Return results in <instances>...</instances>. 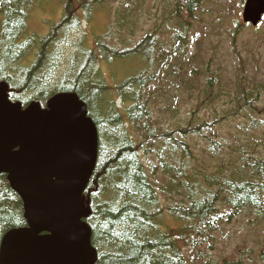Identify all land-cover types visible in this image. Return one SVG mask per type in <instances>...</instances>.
I'll return each mask as SVG.
<instances>
[{"label":"trees","instance_id":"16d2710c","mask_svg":"<svg viewBox=\"0 0 264 264\" xmlns=\"http://www.w3.org/2000/svg\"><path fill=\"white\" fill-rule=\"evenodd\" d=\"M47 1H0V81L24 108L33 102L46 108L61 93L87 105L99 148L82 201L91 208L86 222L96 264H211L217 233L246 215L259 240L254 248L238 246L223 264H249L246 255L264 264V155L246 133L264 115V81L246 74L236 41L252 26L237 21L231 33L236 77L218 63L217 46L204 58L207 38L220 36L207 27L206 6L232 0H162L156 13L149 0H119L104 34L88 27L77 43L68 41L69 31L82 27L99 1H64L47 35L29 34L30 13ZM125 62L132 68L123 81L100 67ZM229 97V105L221 102ZM234 122L244 127L246 142L235 136L231 147L220 130ZM26 226L22 200L0 174V247L8 232Z\"/></svg>","mask_w":264,"mask_h":264},{"label":"water","instance_id":"95a60500","mask_svg":"<svg viewBox=\"0 0 264 264\" xmlns=\"http://www.w3.org/2000/svg\"><path fill=\"white\" fill-rule=\"evenodd\" d=\"M263 15L264 0H247L245 23L256 27ZM98 148L97 127L77 95L59 94L47 109L23 108L0 82V174L21 198L27 221L4 236L0 264H96L91 208L82 198Z\"/></svg>","mask_w":264,"mask_h":264},{"label":"rangeland","instance_id":"374dc122","mask_svg":"<svg viewBox=\"0 0 264 264\" xmlns=\"http://www.w3.org/2000/svg\"><path fill=\"white\" fill-rule=\"evenodd\" d=\"M67 0H51L45 2L42 6L36 8L30 13L29 20V34H35L38 36H45L48 34L52 24L60 21L62 18V6L63 2ZM96 7H92V16L88 17L87 22H83L82 27L79 29H74L69 31L67 37L70 43H77V40H81L85 33H87L88 27L91 31L97 30L99 34L103 33L107 25L113 21L114 10L118 7L119 0H98ZM216 1V0H213ZM229 6L222 7L221 4L213 3L206 6L208 14L206 15L207 27H213L217 30L220 36H211L207 38L206 46L207 52L203 51L204 58H209L212 55L211 46L215 45L218 47L217 56L218 63L222 64L225 68L228 69V77L233 78L237 76L238 70V60L235 56V51L232 47V31H235V25L237 21L242 20L243 7L239 5L238 0L228 1ZM105 3V4H104ZM149 3L152 6H156L154 13L160 7L162 0H149ZM211 5V6H210ZM150 8V7H149ZM158 8V9H157ZM241 13V15H240ZM146 17L142 19L145 22ZM148 27V25H147ZM146 27V28H147ZM205 26H202L204 29ZM200 28V26L198 27ZM94 34V33H93ZM94 39L90 40L93 42ZM238 54H241L246 60V74L250 79L257 78L260 81H264V22L263 26L255 30L253 27H246L238 35ZM211 44V45H210ZM195 38L191 40V52H194ZM204 47V48H205ZM63 49L67 56H71L74 52V47L70 44L64 45ZM130 65L129 62H125L118 67L114 63L111 65L104 66L100 65L103 72L107 69H114V73L118 76L120 81L124 79L126 73V68ZM132 68V65H130ZM222 103L229 105L231 103V98H223ZM262 109V105H260ZM219 109V106L216 107ZM185 107L181 108V116L185 113ZM209 109L203 110L201 116H205V119L209 118L208 116ZM259 119L260 126L257 129L246 130L248 133V141H256L258 150L264 155V115L257 117ZM240 122L230 123V125L222 130L220 133L223 134L226 138L231 141L229 146H233V141L235 136L239 139V142H246L244 138V127L239 126ZM247 129V128H246ZM238 149V147H235ZM249 154H252V150H247ZM161 201H164L163 197L160 196ZM167 225L170 227L176 228V222L168 216ZM248 217V218H247ZM252 215H246L239 219L237 223L230 227H224L222 232L217 233L216 237L218 240L217 250L211 252L210 256L207 258L211 264H223L224 259L230 257L231 254L235 253L238 246L246 244L249 248H254V241H258L259 237L251 236L250 221L254 218ZM163 230L167 231L166 226H163ZM252 260H256L254 255H246L245 261L251 264Z\"/></svg>","mask_w":264,"mask_h":264}]
</instances>
